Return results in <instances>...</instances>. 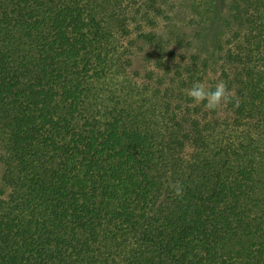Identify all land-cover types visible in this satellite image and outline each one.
I'll return each mask as SVG.
<instances>
[{
	"label": "trees",
	"instance_id": "1",
	"mask_svg": "<svg viewBox=\"0 0 264 264\" xmlns=\"http://www.w3.org/2000/svg\"><path fill=\"white\" fill-rule=\"evenodd\" d=\"M0 264H264V0H0Z\"/></svg>",
	"mask_w": 264,
	"mask_h": 264
},
{
	"label": "clouds",
	"instance_id": "2",
	"mask_svg": "<svg viewBox=\"0 0 264 264\" xmlns=\"http://www.w3.org/2000/svg\"><path fill=\"white\" fill-rule=\"evenodd\" d=\"M187 96L195 103H204L209 111L220 110L230 103L238 107L240 103L239 97L228 88L223 80L218 81L214 87H206L203 83L194 82L187 90ZM168 188L177 198H181L184 194V185L179 181L169 183Z\"/></svg>",
	"mask_w": 264,
	"mask_h": 264
}]
</instances>
